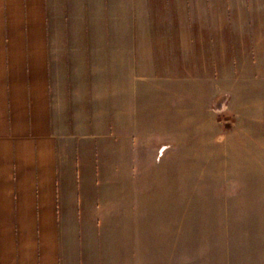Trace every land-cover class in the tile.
Here are the masks:
<instances>
[{"label": "crops", "instance_id": "crops-1", "mask_svg": "<svg viewBox=\"0 0 264 264\" xmlns=\"http://www.w3.org/2000/svg\"><path fill=\"white\" fill-rule=\"evenodd\" d=\"M222 97L260 193L264 0H0V264H181L182 146Z\"/></svg>", "mask_w": 264, "mask_h": 264}, {"label": "rangeland", "instance_id": "rangeland-1", "mask_svg": "<svg viewBox=\"0 0 264 264\" xmlns=\"http://www.w3.org/2000/svg\"><path fill=\"white\" fill-rule=\"evenodd\" d=\"M212 110L223 125L219 132L215 128L199 130L198 145L185 142L182 146L181 264H264V188L258 182L260 193H256L254 179L245 185L241 178L238 134L231 130L234 121L227 97L219 98ZM133 132L139 138L138 148L146 154L141 137L144 132ZM206 133L219 135L209 140L203 138ZM146 139L152 140L155 151L150 161L137 163L136 169L151 166L153 174L152 167L157 169L163 155L164 148L160 156L159 147L169 138L157 132ZM164 261L141 258L140 264Z\"/></svg>", "mask_w": 264, "mask_h": 264}]
</instances>
